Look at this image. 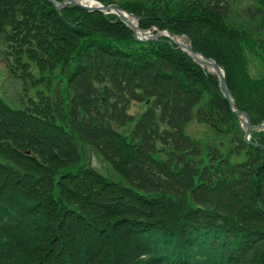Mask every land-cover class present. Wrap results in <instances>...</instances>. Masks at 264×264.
I'll return each mask as SVG.
<instances>
[{
    "label": "trees",
    "instance_id": "obj_1",
    "mask_svg": "<svg viewBox=\"0 0 264 264\" xmlns=\"http://www.w3.org/2000/svg\"><path fill=\"white\" fill-rule=\"evenodd\" d=\"M236 1L117 4L143 31L187 35L257 126L264 73L248 68L264 64V0L243 11L251 29L231 21ZM0 39L15 76L32 63L62 85L18 109L0 99V264H264V129L245 141L215 76L165 37L49 0H0ZM193 118L216 143L185 134Z\"/></svg>",
    "mask_w": 264,
    "mask_h": 264
},
{
    "label": "rangeland",
    "instance_id": "obj_2",
    "mask_svg": "<svg viewBox=\"0 0 264 264\" xmlns=\"http://www.w3.org/2000/svg\"><path fill=\"white\" fill-rule=\"evenodd\" d=\"M115 1H117L118 3L126 0ZM235 3L236 4L232 7V10L230 12L231 21L236 23L241 28L251 29L250 22L245 17H243V11L247 6L252 3V1L238 0ZM133 21L135 22V19H133ZM152 33L149 31L139 32L140 37L142 38L150 37L152 36ZM160 34L164 35L165 33ZM5 46L6 45L4 41L0 39V99L4 101L8 106L16 109L22 108L28 104L29 99H37L39 93L47 95L49 93H56V91L58 92L62 90V85L58 79L56 81H52V83L49 84H46L45 80H41L40 78L42 77V75L38 72V70L32 63H29V71L32 74V77H28L26 81H23L22 79L15 76L4 62ZM249 62L250 63L248 69L252 76L257 74L258 72L264 73V64L259 59L255 57L250 58ZM142 109H144L142 106L140 107L138 105H135L134 108L130 111V114L133 116H137V112L142 111ZM184 131L188 137L202 144H206L207 142L209 144L216 143L215 139L213 138H216L217 135L213 131H211L210 128L208 129L207 127L197 123L195 119L186 125ZM86 155L89 164L102 175L111 179L117 177V174L114 172L111 166L106 163V161H104L93 150L87 149Z\"/></svg>",
    "mask_w": 264,
    "mask_h": 264
},
{
    "label": "water",
    "instance_id": "obj_3",
    "mask_svg": "<svg viewBox=\"0 0 264 264\" xmlns=\"http://www.w3.org/2000/svg\"><path fill=\"white\" fill-rule=\"evenodd\" d=\"M49 1L54 5V7L58 11L64 7H66L67 5H73V6H78L84 10H87V11H100V12H105V13H115L116 15L120 16L125 23H127V25L132 29L135 37L137 38V33H138L137 25H134L133 23H131L124 16V15H128L131 18H134L133 14L123 10L118 5L111 4V5L105 6V5H102L101 3L95 2L94 0H91V1L95 5L84 4V3L78 2L77 0H63L59 3H57L53 0H49ZM159 36H160V34L157 33V34H155L149 38H146V40L158 39ZM169 36L171 39L168 41L169 45L176 46L183 53L187 54L193 60V62H195L196 64H198L201 67H203L204 69H206L208 72L213 74L218 79L219 84H220V90L223 93L224 97L228 100L231 110L236 114V116L239 118V120L245 124V126H246L245 139H246V141H249V136H250L252 129L254 127L251 124V121H250L248 114L243 112V111H238L236 109L235 104H234V102H233V100H232V98L228 92L227 82H226L225 76H224L221 68L218 66V64L215 61H213L212 59L206 58L203 55L196 53L193 50V48L190 44V40L187 36H185V35H182V36L169 35ZM178 38L183 39V40L180 41Z\"/></svg>",
    "mask_w": 264,
    "mask_h": 264
},
{
    "label": "bare ground",
    "instance_id": "obj_4",
    "mask_svg": "<svg viewBox=\"0 0 264 264\" xmlns=\"http://www.w3.org/2000/svg\"><path fill=\"white\" fill-rule=\"evenodd\" d=\"M77 1L81 2V3H84V4H89L90 3V1H87V0H77ZM126 18L130 20V18L127 15H126ZM227 88H228V86H227ZM228 92H229V90H228Z\"/></svg>",
    "mask_w": 264,
    "mask_h": 264
}]
</instances>
